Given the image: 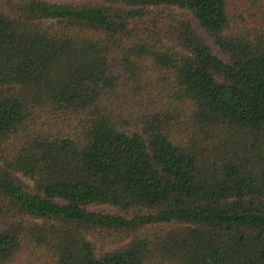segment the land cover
<instances>
[{"label": "trees", "instance_id": "1", "mask_svg": "<svg viewBox=\"0 0 264 264\" xmlns=\"http://www.w3.org/2000/svg\"><path fill=\"white\" fill-rule=\"evenodd\" d=\"M29 247L264 264V0H0V264Z\"/></svg>", "mask_w": 264, "mask_h": 264}, {"label": "rangeland", "instance_id": "2", "mask_svg": "<svg viewBox=\"0 0 264 264\" xmlns=\"http://www.w3.org/2000/svg\"><path fill=\"white\" fill-rule=\"evenodd\" d=\"M52 261L53 257L49 252L41 248L36 250L29 247V251H25L22 255L20 264H52Z\"/></svg>", "mask_w": 264, "mask_h": 264}]
</instances>
